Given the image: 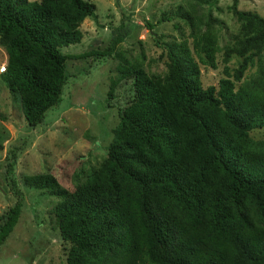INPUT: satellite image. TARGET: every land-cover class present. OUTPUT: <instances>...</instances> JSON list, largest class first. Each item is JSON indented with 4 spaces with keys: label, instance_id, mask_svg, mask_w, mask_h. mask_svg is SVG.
Segmentation results:
<instances>
[{
    "label": "trees",
    "instance_id": "1",
    "mask_svg": "<svg viewBox=\"0 0 264 264\" xmlns=\"http://www.w3.org/2000/svg\"><path fill=\"white\" fill-rule=\"evenodd\" d=\"M214 2L185 0V8H177L192 25L201 20L200 7ZM229 9L240 21L232 45L240 56L234 81L202 86L184 40L162 41L163 74H148L115 51L117 78H132L133 95L118 110L102 162L71 190L47 172L23 175L25 186L57 197L52 213L68 243L65 264H264V137L250 134L264 129V64L242 76L264 58V17L239 9L237 0ZM85 16H95L90 0H0L6 54L0 77L19 95L31 128L42 125L46 109L60 99L69 56L60 47L79 41ZM206 17L192 40L198 53L217 50L210 24L216 19ZM118 40L114 35L99 53L110 55ZM22 148L5 150L7 173ZM9 178L16 200L0 221V244L23 198Z\"/></svg>",
    "mask_w": 264,
    "mask_h": 264
},
{
    "label": "rangeland",
    "instance_id": "2",
    "mask_svg": "<svg viewBox=\"0 0 264 264\" xmlns=\"http://www.w3.org/2000/svg\"><path fill=\"white\" fill-rule=\"evenodd\" d=\"M90 1L95 5V16H85L78 22L79 41L60 47L69 55L64 62L65 81L59 101L44 112L42 125L31 128L26 124L19 95L10 92L0 77V187L4 189H0V221L16 200L10 175L23 195L18 218L0 244V264H65L68 243L61 239L52 213L57 197L25 186L22 177L47 172L60 186L71 190L85 172L102 162L118 121V110L133 95L132 78H117L121 56L126 61H138L148 74H163L162 41L184 40L197 62L202 86L217 88L220 78L235 80L240 56L232 45L240 21L229 9L231 0H216L210 7L202 5L198 9L201 20L193 19L192 25L177 8H185V0ZM237 7L264 17V0H237ZM207 12L216 19L210 24L216 31L217 50L198 53L193 50L192 40L204 29ZM160 15L168 19L157 22ZM145 19L152 23L150 27L144 24ZM114 35L119 40L113 52L100 54ZM5 61V50L0 45V65ZM258 63L264 64V58L255 60L242 76L255 72ZM111 79L116 81L107 96ZM250 134L264 137V129ZM14 145L23 148L16 153L12 172L7 173L9 158L5 150Z\"/></svg>",
    "mask_w": 264,
    "mask_h": 264
},
{
    "label": "built area",
    "instance_id": "3",
    "mask_svg": "<svg viewBox=\"0 0 264 264\" xmlns=\"http://www.w3.org/2000/svg\"><path fill=\"white\" fill-rule=\"evenodd\" d=\"M4 66H5V63H2V64L0 65V71L4 69Z\"/></svg>",
    "mask_w": 264,
    "mask_h": 264
},
{
    "label": "water",
    "instance_id": "4",
    "mask_svg": "<svg viewBox=\"0 0 264 264\" xmlns=\"http://www.w3.org/2000/svg\"><path fill=\"white\" fill-rule=\"evenodd\" d=\"M0 189H1V191H3V192H4V189H3L2 187H0Z\"/></svg>",
    "mask_w": 264,
    "mask_h": 264
}]
</instances>
